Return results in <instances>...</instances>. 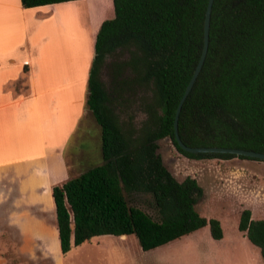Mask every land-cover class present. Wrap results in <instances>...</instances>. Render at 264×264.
<instances>
[{
    "label": "trees",
    "instance_id": "16d2710c",
    "mask_svg": "<svg viewBox=\"0 0 264 264\" xmlns=\"http://www.w3.org/2000/svg\"><path fill=\"white\" fill-rule=\"evenodd\" d=\"M71 1L78 0H20L25 9ZM207 4L112 0L114 17L96 35L86 100L101 128L102 163L52 188L62 254L106 235L134 236L143 252L206 226L212 239L223 238L220 222L196 209L203 188L191 177L178 181L158 153V142L168 138L188 159L254 160L190 154L175 141V113L202 52ZM104 66L107 85L100 79ZM136 108L146 116L138 135ZM123 110L130 113L126 122ZM177 128L188 147L264 153V0H214L207 55ZM137 195L149 197L154 216L129 204ZM238 231L259 248L264 264V219L253 220L245 209Z\"/></svg>",
    "mask_w": 264,
    "mask_h": 264
},
{
    "label": "crops",
    "instance_id": "0c3cea01",
    "mask_svg": "<svg viewBox=\"0 0 264 264\" xmlns=\"http://www.w3.org/2000/svg\"><path fill=\"white\" fill-rule=\"evenodd\" d=\"M113 17L112 0H0V264H64L75 248L60 251L52 188L102 158L87 84Z\"/></svg>",
    "mask_w": 264,
    "mask_h": 264
},
{
    "label": "rangeland",
    "instance_id": "374dc122",
    "mask_svg": "<svg viewBox=\"0 0 264 264\" xmlns=\"http://www.w3.org/2000/svg\"><path fill=\"white\" fill-rule=\"evenodd\" d=\"M110 71L104 66L101 81L107 85ZM145 96V94H144ZM124 122L129 111L119 113ZM146 116L142 108L133 114L134 127L140 134ZM158 153L171 174L182 181L196 179L204 195L197 211L207 219H217L223 238L214 240L206 226L190 235L154 250L143 252L134 236L119 238L103 236L75 247L64 256V264H263L260 250L252 245L244 233L238 231L240 214L251 211L253 220L264 219V162L232 158L228 160H194L180 154L170 139L158 142ZM102 163V158L91 161L90 168ZM149 197H129L132 206L141 207L151 216Z\"/></svg>",
    "mask_w": 264,
    "mask_h": 264
},
{
    "label": "water",
    "instance_id": "95a60500",
    "mask_svg": "<svg viewBox=\"0 0 264 264\" xmlns=\"http://www.w3.org/2000/svg\"><path fill=\"white\" fill-rule=\"evenodd\" d=\"M214 0H208L207 9L205 13V19H204V27H203V48L200 55V58L198 60V63L194 69V72L191 76V79L189 80L185 91L178 103L175 118H174V136L175 141L177 142L178 146L187 153L190 154H206V153H216V154H229L234 156H243L246 158L254 159L256 161H263L264 162V153L254 152V151H246L243 149H235V148H224V147H188L182 143L180 140V137L178 135V118L179 114L181 112L182 106L184 102L186 101L201 69L204 64L207 51H208V45H209V31H210V19H211V11H212V5ZM124 237V236H122Z\"/></svg>",
    "mask_w": 264,
    "mask_h": 264
},
{
    "label": "bare ground",
    "instance_id": "6f19581e",
    "mask_svg": "<svg viewBox=\"0 0 264 264\" xmlns=\"http://www.w3.org/2000/svg\"><path fill=\"white\" fill-rule=\"evenodd\" d=\"M124 237H126V236H124Z\"/></svg>",
    "mask_w": 264,
    "mask_h": 264
}]
</instances>
